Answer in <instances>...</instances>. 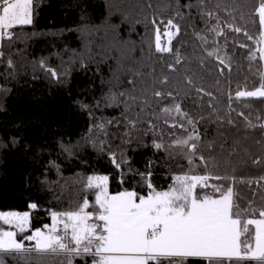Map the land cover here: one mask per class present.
I'll return each mask as SVG.
<instances>
[{"label": "trees", "instance_id": "trees-1", "mask_svg": "<svg viewBox=\"0 0 264 264\" xmlns=\"http://www.w3.org/2000/svg\"><path fill=\"white\" fill-rule=\"evenodd\" d=\"M259 2L36 0L33 25L15 29L14 39L5 40L0 49V211L30 212L32 228H43L52 223L53 211L75 209L85 198L94 205V190L85 183L89 176H109L111 194L135 190L146 195L144 177L149 173L153 186L166 191L190 167L196 174L234 175L240 208L264 207V181L247 183L264 176V98L236 97L238 91L255 90L264 82ZM208 11L220 18L225 36L210 30L217 21L202 16ZM167 19L180 27L172 41L178 64L171 54L155 51L156 25L151 21L159 25ZM229 24L242 32L231 31ZM159 26L165 37L167 29ZM213 51L216 55L209 56ZM41 61L61 73L59 81L40 67ZM164 77L166 84L160 82ZM154 91L172 92L175 99L157 98ZM175 103L201 137L193 165L167 148L188 134L171 128L172 118L165 123L162 109ZM128 120L136 121V127L125 136ZM186 120L175 118L192 132ZM100 123H105L107 135L96 127ZM156 143L165 147L157 149ZM112 153L118 160L122 154L127 163L117 169ZM201 154L209 160L207 169ZM257 159L260 164L253 163ZM213 162L219 167H212ZM209 184L228 182L210 179ZM32 203L36 210L29 207ZM5 261L25 264L10 257ZM74 264H92V257H77Z\"/></svg>", "mask_w": 264, "mask_h": 264}, {"label": "snow or ice", "instance_id": "snow-or-ice-1", "mask_svg": "<svg viewBox=\"0 0 264 264\" xmlns=\"http://www.w3.org/2000/svg\"><path fill=\"white\" fill-rule=\"evenodd\" d=\"M199 2L203 3V0ZM35 8L36 0H0V49L4 47L5 40L14 39L15 29L33 25ZM257 12L259 24L264 26V0H260ZM176 15L181 16L179 10ZM202 16L215 19L217 23L210 30L218 36H225L218 16L211 11L203 12ZM151 23L156 25L155 51L171 54L176 63H180L172 43L180 33L179 25L173 19L159 21V25L167 29L163 33L167 41L162 43L161 27L156 20ZM228 27L235 33L242 32L240 27L231 24ZM243 34L252 39L247 32ZM200 39L205 38L201 36ZM260 42L264 43V36H261ZM259 51L260 58L264 59V48ZM208 55L214 56L216 52H209ZM3 56V51H0V58ZM220 63L224 64L225 60L220 59ZM7 65L13 67L11 59L7 60ZM40 67L45 68L53 79L60 80L61 73L48 67L44 61L40 62ZM172 70L175 71V68ZM160 82L168 83L167 77ZM187 83L191 85L192 80L188 79ZM196 91L202 89L197 88ZM153 95L157 98L165 95L173 97L172 92L154 91ZM236 97L264 98V82L255 90L238 91ZM115 99L110 98L112 101ZM162 113L165 123L168 118L173 119L171 128L188 133L186 138L176 137L167 146L169 154L183 155L189 165H193L199 148L197 142L201 140L195 123L182 111L179 103L164 107ZM240 115L243 116V113ZM177 116L181 120L187 118L192 132H188L183 123L175 122ZM111 123L107 121V124ZM128 125L129 132H125V136H129L131 129L136 127V121L128 120ZM249 126H252L250 122ZM96 127L107 135L105 123ZM260 127L264 128V124ZM172 135L175 136V133ZM154 147L161 149L165 145L156 143ZM173 148L177 150L175 153L171 151ZM100 150H104L102 144ZM199 160L207 169L209 160L202 154ZM111 161L117 169L127 163L122 154L118 160L116 153H112ZM253 163L260 164L261 161L257 159ZM211 166L219 167L215 162ZM150 176L149 173L144 177L149 189L146 195L135 190L111 194L109 176H89L85 183L87 189L94 190V205H90L85 198L75 209L53 211L51 225H44L43 228H32L30 212L0 211V264H6V257L23 260L25 264H46L52 258L61 257L58 264H74L77 257H92V264H264V207L255 209L249 204L245 209L240 208L234 191L237 182L234 175L196 174L194 167H190L188 173L176 175L174 183L166 191L157 190ZM210 179L227 181L228 184L210 185ZM262 181L264 176L247 183L260 184ZM239 182L245 183L243 179ZM207 188L212 191H204ZM29 207L36 210L38 206L32 203ZM90 208L94 211H89ZM18 236L20 239H17Z\"/></svg>", "mask_w": 264, "mask_h": 264}, {"label": "rangeland", "instance_id": "rangeland-1", "mask_svg": "<svg viewBox=\"0 0 264 264\" xmlns=\"http://www.w3.org/2000/svg\"><path fill=\"white\" fill-rule=\"evenodd\" d=\"M161 40H162V43H165L166 41H167V37L165 36V37H162L161 36ZM51 225V224H50ZM7 226V225H6ZM14 230V229H13Z\"/></svg>", "mask_w": 264, "mask_h": 264}, {"label": "crops", "instance_id": "crops-1", "mask_svg": "<svg viewBox=\"0 0 264 264\" xmlns=\"http://www.w3.org/2000/svg\"><path fill=\"white\" fill-rule=\"evenodd\" d=\"M263 27V36H264V26H262ZM262 48H264V43H263V45H262ZM264 60V59H263Z\"/></svg>", "mask_w": 264, "mask_h": 264}]
</instances>
